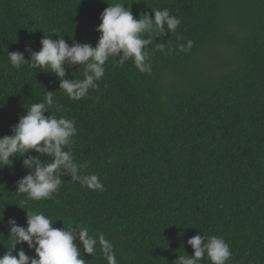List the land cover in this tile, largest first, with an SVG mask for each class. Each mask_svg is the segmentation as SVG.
Returning a JSON list of instances; mask_svg holds the SVG:
<instances>
[{"label":"trees","instance_id":"1","mask_svg":"<svg viewBox=\"0 0 264 264\" xmlns=\"http://www.w3.org/2000/svg\"><path fill=\"white\" fill-rule=\"evenodd\" d=\"M106 2L0 0V138L54 91L61 111L52 107L45 115L75 122L65 150L104 185L103 192L89 190L64 174L51 199L34 201L16 191V181L32 171L23 160L52 158L30 150L0 165V255L10 246L9 218L27 227L26 211H32L56 228L87 225L90 235L104 233L118 264H174L177 255L193 254L187 240L197 234L221 236L232 252L228 264H264V0ZM116 2L127 3L137 19L167 8L181 21L146 47L151 73L110 58L98 88L73 100L49 69L10 64L8 52H24L29 60L26 48L39 51L46 35L57 39L53 30L69 45L95 46L100 13ZM221 47L227 49L216 57L222 68H205ZM64 67L65 78H84L83 65ZM178 72L186 79L168 90L167 78ZM77 246L86 264H107L99 250L90 256ZM20 249L35 255L26 243Z\"/></svg>","mask_w":264,"mask_h":264},{"label":"clouds","instance_id":"2","mask_svg":"<svg viewBox=\"0 0 264 264\" xmlns=\"http://www.w3.org/2000/svg\"><path fill=\"white\" fill-rule=\"evenodd\" d=\"M135 2L139 3L140 0ZM126 4H108L100 13L101 23L96 28L100 35L95 46L75 41L69 45L63 35L53 30L57 39L53 40L52 35H46L40 41L39 51L33 52L26 48L30 52L29 60L25 59L24 52H8L10 64L17 70L25 62L32 69H49L45 72L54 73L60 78L59 89L73 100H80L88 95L89 89L98 88L96 81L104 76V65L110 58L121 66L131 60L140 72L151 73L150 53L145 50L146 47L156 37L174 32L181 21L170 15L167 8L151 9V16L145 12L137 19L133 17L130 8L125 7ZM145 34H148V38H144ZM192 44L189 40L187 49ZM177 47L180 51L187 50L185 45ZM157 50L168 54L164 43H157ZM64 65L69 68L83 65L84 78H65ZM53 97L54 91H46L44 102L32 103L27 107L26 114L11 126V135L0 138V165L10 166L14 157L25 155L30 150L52 158L46 164L41 163L39 156L23 160V166L32 171L16 181V191L27 194L30 200L51 199L58 191L64 174H69L72 181L79 182L89 190L103 192L104 185L98 176L82 171L88 164L77 163L71 150H65L73 143L72 137L77 132L75 122L63 115L59 118L45 115L52 107L57 112L61 111V106L55 103ZM0 220H3L2 214ZM7 223L10 246L0 255V264H86L77 241L83 253L92 256L99 250L107 264H118L112 242L102 232L90 235L87 225L56 228L53 227V219L42 212L32 211H26L27 227L17 225L14 218H9ZM22 243L33 249L35 255L29 256L23 249L16 251V246ZM187 244L193 249V254L177 255L174 264H198L205 256L210 264H228L232 256L228 243L221 236L197 234L189 238Z\"/></svg>","mask_w":264,"mask_h":264},{"label":"rangeland","instance_id":"3","mask_svg":"<svg viewBox=\"0 0 264 264\" xmlns=\"http://www.w3.org/2000/svg\"><path fill=\"white\" fill-rule=\"evenodd\" d=\"M226 53H227V49L226 48H222V47L217 51L216 54L211 53L210 58H208V59L206 58L205 59V61L203 63L204 64V67L205 68H209L208 65H212L213 64L214 65L213 71L214 70H218L219 68H222V66H221V64H220V62H219V60L217 58L222 57V56H225ZM185 79H186V75H184L181 72H178L174 76H170L169 78H167V80H166L167 83H165V84H166V86H167V88L169 90V87L170 86L179 87L180 86V83L182 81H184Z\"/></svg>","mask_w":264,"mask_h":264}]
</instances>
